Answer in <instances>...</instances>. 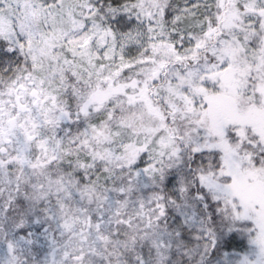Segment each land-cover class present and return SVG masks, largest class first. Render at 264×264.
Instances as JSON below:
<instances>
[{
    "label": "snow or ice",
    "instance_id": "obj_1",
    "mask_svg": "<svg viewBox=\"0 0 264 264\" xmlns=\"http://www.w3.org/2000/svg\"><path fill=\"white\" fill-rule=\"evenodd\" d=\"M0 264H264V0H0Z\"/></svg>",
    "mask_w": 264,
    "mask_h": 264
}]
</instances>
